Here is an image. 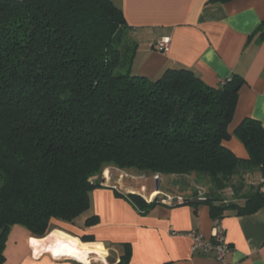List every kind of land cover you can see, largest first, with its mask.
<instances>
[{"label":"trees","instance_id":"1","mask_svg":"<svg viewBox=\"0 0 264 264\" xmlns=\"http://www.w3.org/2000/svg\"><path fill=\"white\" fill-rule=\"evenodd\" d=\"M130 30L113 0H0V264L13 226L42 238L59 221L96 225L92 191L106 186L100 179L111 168L154 182L203 174L210 191L185 203L208 204L216 221L264 206L261 122L246 117L234 130L247 158L225 144L243 78L211 86L186 68L136 75ZM254 170L258 187L241 195L234 186L243 206L217 203L235 175ZM115 192L141 210L157 201Z\"/></svg>","mask_w":264,"mask_h":264},{"label":"crops","instance_id":"2","mask_svg":"<svg viewBox=\"0 0 264 264\" xmlns=\"http://www.w3.org/2000/svg\"><path fill=\"white\" fill-rule=\"evenodd\" d=\"M113 2L122 9L131 27V38L137 43L134 74L157 79L168 69L186 68L211 86L222 85L235 74L243 78L229 127L232 136L225 144L238 157L247 158V149L234 130L246 117L260 121L264 128V38L260 32L264 0ZM163 37L170 38L166 53L155 47ZM143 187L149 194L154 192L151 201L157 200L148 210L117 196L108 185L94 189L91 195L92 208L99 217V222L90 227L97 232L93 242L116 249L118 257H125L124 264H264V206L252 213H224L220 221L231 247L224 263L214 253L192 252L191 238L186 235L194 230L211 236L216 220L208 204L170 205L161 199L200 198L193 190L185 192L182 188L179 191L185 193L166 192L157 180L153 187L149 183ZM40 242L41 238L32 236L25 227L13 226L3 264H79L74 259L53 257ZM32 249L38 253L33 254Z\"/></svg>","mask_w":264,"mask_h":264},{"label":"rangeland","instance_id":"3","mask_svg":"<svg viewBox=\"0 0 264 264\" xmlns=\"http://www.w3.org/2000/svg\"><path fill=\"white\" fill-rule=\"evenodd\" d=\"M155 176H154V179H155ZM158 176H160V178L157 181H159L162 190H164L166 192H171V193L183 192V191H179L180 188H182L185 192L187 190L188 191L193 190L194 193H197V189H199L203 192V195H206L210 191L209 179L206 176H204L203 174H194L193 177L192 176L186 177L184 175H182V176H179V175H168V176L158 175ZM101 177H102L100 179L101 181L102 180L107 181L108 186H110V185L111 186H117L115 189L121 193H128L127 192V189H128V190H132L129 192L142 193L149 200L152 199V195L154 194V192L149 194L147 189L144 190V188L141 189V187H140L145 182L149 183V185L153 187V184H154L153 178H147L145 174L140 175V173H137V172H124V171H120L116 168H111V169L105 170ZM261 178H262V175H261V172L259 170L240 171L239 174L235 175L232 178L231 184L233 186L232 187L229 186V187L224 188L222 191L217 193V196H214V197L220 199L217 201V203H222V204H226V205L235 203L239 206H243L245 203V200L242 196H240V195L237 196L238 194H236L234 192V186H237L240 188V193L242 195V194L246 193L249 189L258 187L262 182ZM128 185L132 186V187L131 188L126 187ZM197 186H198V188H197ZM185 192H183V193H185ZM156 195H159V194L157 193ZM161 195L162 194H160L159 196H161ZM88 213H84V215H82V217H81V220H83L85 217H87ZM64 226H67L70 228L67 229V227H64ZM56 228H59L62 231L67 232L69 234H72L74 236H77L79 238L82 235H89V236H92L95 238V236L97 234V232L95 230L91 229L90 227H87V229H85L83 227L71 226V224H68L65 222H60V221L58 223H52L51 224L50 233L52 232V230H54ZM84 231L86 234H84ZM42 238H44V237H42ZM42 238H41V242H40L41 245L44 247H48L49 251H50V246L52 245L54 240L51 237H49L45 240H42ZM105 248L107 251V255H106L107 263L106 264H118L122 260V258H123L122 255L120 257H118V252L116 249H113V247H109V249H108V247H105ZM32 252H33V254L38 253L37 250H33V249H32ZM50 253H51V251H50ZM67 256H68L67 254H65L64 256L61 254L59 257H66L67 258ZM95 257H96V255H94V258ZM76 262H78L79 264H82L79 261H76ZM92 264H105V263L96 259L92 262Z\"/></svg>","mask_w":264,"mask_h":264},{"label":"built area","instance_id":"4","mask_svg":"<svg viewBox=\"0 0 264 264\" xmlns=\"http://www.w3.org/2000/svg\"><path fill=\"white\" fill-rule=\"evenodd\" d=\"M155 47L158 51L166 53L170 48V38L163 37L161 39H158L155 43ZM155 179H159V176L156 175ZM106 180V179H105ZM103 185H108L107 181H104L102 183ZM112 188H116L117 186H111ZM144 187H141L143 189ZM143 195L142 193H140ZM199 195H203V192L199 190ZM145 197V195H143ZM146 198V197H145ZM147 201H151L148 198H146ZM185 199L183 197H167L166 199L162 198L161 202L168 203L170 205L174 204H183L185 203ZM188 237L191 238V249L194 253H200V254H208V253H214L215 257L224 262L226 260V257L228 253L231 250L229 241L226 236V230L224 226L222 225V222L216 221L213 231L210 237H207L206 235L199 233L197 231L191 230L186 233ZM56 257V256H53ZM227 264V263H226Z\"/></svg>","mask_w":264,"mask_h":264},{"label":"bare ground","instance_id":"5","mask_svg":"<svg viewBox=\"0 0 264 264\" xmlns=\"http://www.w3.org/2000/svg\"><path fill=\"white\" fill-rule=\"evenodd\" d=\"M49 237L54 240L50 246L52 256L59 257L61 254L63 256L67 254V258L74 259L82 264H92L96 259L105 264L107 263L106 246L102 242H85L77 236L64 232L59 228L52 230V232L48 234V236L42 238V240ZM94 255H96L95 258Z\"/></svg>","mask_w":264,"mask_h":264},{"label":"water","instance_id":"6","mask_svg":"<svg viewBox=\"0 0 264 264\" xmlns=\"http://www.w3.org/2000/svg\"><path fill=\"white\" fill-rule=\"evenodd\" d=\"M156 188H157V190H159V185H158V182H157V184H156Z\"/></svg>","mask_w":264,"mask_h":264}]
</instances>
